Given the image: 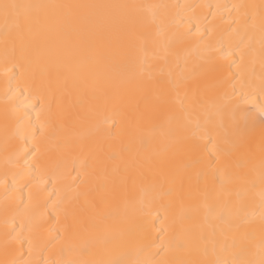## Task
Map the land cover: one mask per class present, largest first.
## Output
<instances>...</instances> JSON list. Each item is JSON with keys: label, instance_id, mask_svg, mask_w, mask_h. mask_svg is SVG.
Here are the masks:
<instances>
[{"label": "bare ground", "instance_id": "bare-ground-1", "mask_svg": "<svg viewBox=\"0 0 264 264\" xmlns=\"http://www.w3.org/2000/svg\"><path fill=\"white\" fill-rule=\"evenodd\" d=\"M18 2L137 6L122 10L136 21L135 67L129 85V71L119 54L108 53L99 62L84 57L69 62L59 77L50 71L43 78L44 91L31 88L32 76L41 66L29 63L27 30L16 38L15 54L6 60L0 20V261L6 258V239L8 258L22 255L37 264L69 260L135 264L159 258L155 253L161 243L171 245L169 259L206 264H228L239 258L259 261L264 230L259 151L254 170L237 168L233 162L225 171L220 149L229 147L224 143L226 133L233 138V115L241 126L247 122L257 145L260 142L264 54L259 28L245 26V13L259 9L234 6H258L261 0ZM221 52L230 55L224 58ZM204 83L212 89L197 87ZM105 85L113 87L108 95L102 91ZM9 87L28 89L8 106L23 102L21 111L27 109L29 118L20 134L10 121L6 150L4 109ZM125 88L129 90L124 92ZM29 96L30 101L25 99ZM161 98L167 101L164 106ZM244 98L252 103H243ZM137 103L142 106L139 119ZM35 105L39 107L33 110ZM50 110L65 115L70 147L62 151L48 139ZM177 130L197 145L196 154L178 157L173 167L146 164L145 156L155 161L169 155ZM141 141H147V148ZM233 151L238 155L242 150ZM218 172L227 177L223 185L216 181ZM100 184L116 190L108 207L100 205L95 191ZM127 202L135 206L138 223L132 238L122 223ZM73 203L85 209L95 205L101 216L113 215L99 220L96 231L68 236L63 226ZM226 208L232 212L229 223L221 219ZM58 234L64 238L57 240ZM105 238L107 244L101 242ZM177 240L185 247L176 248Z\"/></svg>", "mask_w": 264, "mask_h": 264}, {"label": "snow or ice", "instance_id": "snow-or-ice-1", "mask_svg": "<svg viewBox=\"0 0 264 264\" xmlns=\"http://www.w3.org/2000/svg\"><path fill=\"white\" fill-rule=\"evenodd\" d=\"M135 5H116V4H43V3H24L18 0H0V20L3 21V38L5 44V58L15 54V40L20 37L26 29L30 37L29 48L31 50V59L29 63H34L41 66L39 73H34L29 87L44 91L47 84L43 79L49 75V72H54L57 77L60 76L62 69L69 67V62H78L81 58L87 57L95 62L105 60L108 58V53L119 54L124 60V66L129 71V85L134 80V45L132 37L135 32L136 21L122 10L128 8H135ZM249 7L252 9H259V12L253 11L245 13L246 28H259L261 34V50L264 54V0H261L260 5L234 6ZM11 45V47H10ZM230 53L221 52V56L227 58ZM241 60H243V53H241ZM211 64V61H209ZM207 71L211 72L214 69L209 68ZM175 87V85H173ZM203 91H210L212 85L204 83L197 85ZM28 89H19L9 87L5 94V109H4V128H5V149L9 147L8 128L10 121L16 124V134H20V129L27 124L29 112L27 109L23 110V102L12 103L9 107V102L14 100L18 95H23ZM119 90V89H118ZM129 89H123L127 92ZM103 94L108 95L113 91L111 85H105ZM163 96V94H161ZM25 99L31 100L32 97ZM36 99H39L37 96ZM147 98L145 97V102ZM166 100L160 99V105L164 106ZM243 103H252L248 98H244ZM39 105L33 106V110ZM137 119L142 115V106L137 103L136 106ZM39 115V113H37ZM260 115L264 117V105H260ZM65 115L61 111L59 113L50 110L51 132L48 139L53 143L56 151L70 147L68 137V127L66 125ZM262 127L260 132V142L257 145L255 137L251 129H249L247 122L241 126L233 115V131L232 137L228 138L227 133L224 143L229 147L220 149L224 159V170L227 171L234 162L237 168H252L254 170L255 153L258 150L260 154L259 167L261 183L264 185V121H261ZM223 126V125H221ZM29 128L31 126H28ZM199 128V125H197ZM41 135L43 131L37 129ZM33 136L36 132L32 133ZM192 135H196L194 130ZM188 136H181L177 130L174 134L173 142L170 146L169 155L166 158H160L153 161L151 156H145V163L154 166H168L173 167L178 157L194 156L198 151L195 144L188 143ZM143 147L147 148V141H141ZM239 148L242 151L236 155L233 149ZM235 155V160L231 158ZM114 158V157H111ZM189 165H184L187 167ZM201 176L203 173L200 174ZM227 177L221 173H217L216 181L223 185ZM154 188L155 185H152ZM100 194V205L108 207L110 197L112 200L116 199V190H109L106 184H100L95 189ZM241 194L237 193L239 197ZM260 198L262 208H264V187L260 191ZM191 196V193H189ZM7 199V194H6ZM77 197H71L70 203L77 200ZM7 211V208L5 209ZM112 213H107L101 216L100 212L96 210V206L79 208L73 203V206L65 213V224L63 232L68 236H75L78 232L96 231L100 228L99 220H107ZM232 212L227 208L221 216L224 223H229ZM188 219L190 217H184ZM262 221H264V211L261 213ZM124 225V232L130 238L136 236V229L138 226L136 209L133 204L127 202L124 208L122 217ZM64 237L60 234L56 236L57 240ZM12 240L15 236L11 237ZM104 244L108 243L105 238L101 241ZM9 240H5V259L0 261V264H37L31 259H24L22 255L12 254L9 257L8 244ZM158 251L155 253V259L136 261L135 264H206L204 261L196 260H181L169 259L168 252L171 245L161 243L157 246ZM176 248H184L185 243L177 240ZM261 259L259 261L239 258L228 264H264V230L261 233ZM47 264H124L122 261H51Z\"/></svg>", "mask_w": 264, "mask_h": 264}]
</instances>
